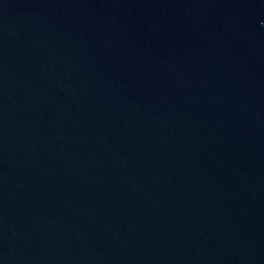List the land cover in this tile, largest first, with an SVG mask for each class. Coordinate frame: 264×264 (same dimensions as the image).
<instances>
[{"label":"water","instance_id":"obj_1","mask_svg":"<svg viewBox=\"0 0 264 264\" xmlns=\"http://www.w3.org/2000/svg\"><path fill=\"white\" fill-rule=\"evenodd\" d=\"M0 264H264V0H0Z\"/></svg>","mask_w":264,"mask_h":264}]
</instances>
